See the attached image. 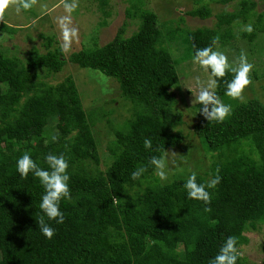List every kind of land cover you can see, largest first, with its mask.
Listing matches in <instances>:
<instances>
[{"label":"trees","instance_id":"1","mask_svg":"<svg viewBox=\"0 0 264 264\" xmlns=\"http://www.w3.org/2000/svg\"><path fill=\"white\" fill-rule=\"evenodd\" d=\"M104 4L99 2L101 10ZM240 5L236 13L216 16L223 31L186 32L190 57L195 58L197 49L214 50L217 35L220 44H228L237 19L241 25L254 16L253 31L240 34L249 42L264 31L263 14L252 13L256 3L242 0ZM186 14L201 20L211 16L204 5ZM125 16L139 20L136 32L124 37V24L95 50L66 57L48 36H41L45 52L32 48L23 62L0 49V264H209L229 236L237 238L239 250L248 242L245 234L264 224V104L254 97L243 103L228 97L231 71L217 79L213 91L231 106V115L222 123L201 117L191 136L213 158L208 173L195 172L197 183L207 185L217 168L222 177L216 188L207 189L212 211L204 212L203 202L188 198L184 185L190 176L172 171L161 180L149 163L152 156L162 155L155 149H178L187 138L178 129L183 120L174 107L173 88L179 77L168 49L170 36L179 28L159 29L156 14L135 5ZM17 31L0 22L1 33ZM67 63L115 79L132 112L130 119L111 126L105 170L99 168L98 113L84 111L71 77L56 85L41 79L40 73L56 74ZM236 63L232 66L238 67ZM50 121L58 122L54 136L48 133ZM145 138L152 141V149H145ZM25 153L45 170L48 154L63 155L69 165L71 199L60 204L65 222L45 216L55 229L51 239L37 223L44 215V188L34 175L22 179L17 170ZM140 166L147 171L133 180L131 173ZM237 264H247L246 258L239 255Z\"/></svg>","mask_w":264,"mask_h":264},{"label":"rangeland","instance_id":"2","mask_svg":"<svg viewBox=\"0 0 264 264\" xmlns=\"http://www.w3.org/2000/svg\"><path fill=\"white\" fill-rule=\"evenodd\" d=\"M241 1L232 0L222 3L220 0H78V7L71 13L72 25L79 29V42L73 43L70 52H63L66 57L82 49L95 50L102 47L114 38L119 27L124 24L126 26L124 37L134 34L139 26V20L126 18L125 11L130 5L154 12L161 30L179 28V31L170 36L168 49L172 58L177 61L176 72L179 80L173 88L177 96L174 107L182 113L183 120V124L178 129L187 138L178 149L170 150L179 156L176 158V166H170L168 176L172 171L184 177H189L196 171L199 175H204L208 173L213 159L210 154L204 153L196 139L191 138L193 124L203 117L201 105L197 102L193 103L199 92L197 78L207 86L212 77L199 63L194 62L195 58L189 56V44L184 42L185 34L198 28L223 31L225 26L220 28L217 26L216 16L236 13L241 7ZM249 1L256 3L252 13L263 14L264 24V1ZM99 2L105 3L102 10L99 8ZM41 5L46 7L42 8ZM203 5L210 9V17L201 20L186 14ZM66 14L63 0H38V4L31 10H22L20 13H16L14 9L9 10L5 16V24L18 28V31L13 35L0 32V49L7 51L8 56H15L23 62L32 48H36L39 53L45 52L41 36L53 37L60 46L62 39L57 18ZM254 21L255 18L252 16L246 24L238 25L241 19L232 22V39L228 44L218 43L214 46V50L224 53L230 65H234L237 61L239 63L242 54L247 57L254 68L251 73L252 84L245 90V99L254 97L264 104V31L258 33L253 42L240 36L244 26L249 24L252 26ZM40 76L50 85H56L71 77L84 111L91 114L98 113L95 135L101 159L99 168L105 170L106 163L110 162L107 160L108 148L113 141L111 126L127 121L132 114L125 98L120 94L119 84L115 79L106 77L99 71L80 68L72 63H67L56 74L45 76L44 73H40ZM109 112L111 114L107 116L105 113L109 114ZM57 123L50 121L47 126L51 136L56 134L53 128ZM245 236L248 242L239 248L240 255L246 258L247 264H264V224L256 230H249Z\"/></svg>","mask_w":264,"mask_h":264},{"label":"clouds","instance_id":"3","mask_svg":"<svg viewBox=\"0 0 264 264\" xmlns=\"http://www.w3.org/2000/svg\"><path fill=\"white\" fill-rule=\"evenodd\" d=\"M37 4L38 0H0V22L5 23V16L11 9H14L16 13H20L22 10H31ZM41 7L45 8L46 5H41ZM63 7L67 14L58 17L57 24L61 32V50L68 53L71 51L73 43L79 42V29L72 25L71 18V13L78 7V0H70V2L69 0H63ZM242 30L251 33L253 28L249 24L244 26ZM219 40L218 35L213 37L212 45H218ZM194 62L199 63L205 71L210 70L211 76L216 79L210 80L207 86H204L197 78L196 83L199 92L193 103L197 102L201 105V113L208 122L222 123L231 115L232 108L230 105L223 103L213 91L218 86L217 79L224 78L229 71L234 73V78L227 84L226 95L243 103L245 102V90L252 84L251 73L254 65L248 62L247 57L242 54L239 58L238 67H233L229 64L227 56L220 51L213 50L212 46L197 49ZM144 147L145 149H152V141L145 138ZM155 151L161 152L162 155L152 156L149 163L154 166L156 175L161 180H166L171 170L170 166H176V158L179 154L165 150V148H157ZM45 159L49 170L39 167L31 156L25 153L17 161V170L22 179H27L31 173L39 179L44 188V195L40 203L44 215L39 217L37 223L41 233L46 238L51 239L55 235V229L46 222L45 216L48 221H55L57 224L65 222V215L60 210V204L62 200L71 199L70 177L67 171L69 165L63 155L48 154ZM146 171L145 166H140L131 173V178L137 180ZM219 173L220 170L217 168L215 177L205 185L197 183V175L193 172L184 185L188 198L201 201L206 205L203 209L206 213L212 211V208L208 206L211 204L212 196L207 189H214L220 184L222 177ZM236 245L237 238L229 236L220 248L219 253L209 261V264H237L240 253Z\"/></svg>","mask_w":264,"mask_h":264}]
</instances>
